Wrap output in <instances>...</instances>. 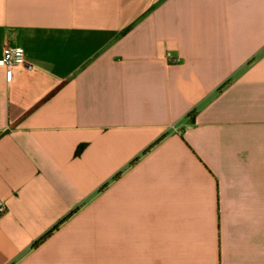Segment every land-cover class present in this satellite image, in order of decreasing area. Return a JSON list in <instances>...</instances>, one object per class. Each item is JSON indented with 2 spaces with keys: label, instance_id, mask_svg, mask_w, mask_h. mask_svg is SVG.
I'll return each mask as SVG.
<instances>
[{
  "label": "crops",
  "instance_id": "0c3cea01",
  "mask_svg": "<svg viewBox=\"0 0 264 264\" xmlns=\"http://www.w3.org/2000/svg\"><path fill=\"white\" fill-rule=\"evenodd\" d=\"M0 201V264H264V0H0Z\"/></svg>",
  "mask_w": 264,
  "mask_h": 264
},
{
  "label": "built area",
  "instance_id": "2783aa9c",
  "mask_svg": "<svg viewBox=\"0 0 264 264\" xmlns=\"http://www.w3.org/2000/svg\"><path fill=\"white\" fill-rule=\"evenodd\" d=\"M171 61L178 60L170 57ZM25 63V49L21 46H6L3 48L1 64L7 69L8 75L12 77V69L15 66ZM7 205L4 201H0V213L5 212Z\"/></svg>",
  "mask_w": 264,
  "mask_h": 264
},
{
  "label": "trees",
  "instance_id": "16d2710c",
  "mask_svg": "<svg viewBox=\"0 0 264 264\" xmlns=\"http://www.w3.org/2000/svg\"><path fill=\"white\" fill-rule=\"evenodd\" d=\"M83 147H84V145H81V146H79V147L77 148V150H76V154H77V155H79V154L81 153V151L83 150ZM132 163H134V161H133ZM58 226H59V225H56L51 231H49V232H47L45 235H43L38 241H36V242L34 243V246L39 245V244L42 243L45 239H47V238L52 234V232L58 228Z\"/></svg>",
  "mask_w": 264,
  "mask_h": 264
}]
</instances>
